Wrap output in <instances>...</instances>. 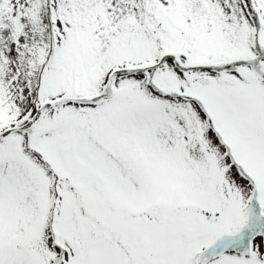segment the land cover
Segmentation results:
<instances>
[{"label": "snow or ice", "instance_id": "6c2138e0", "mask_svg": "<svg viewBox=\"0 0 264 264\" xmlns=\"http://www.w3.org/2000/svg\"><path fill=\"white\" fill-rule=\"evenodd\" d=\"M0 264H264V0H0Z\"/></svg>", "mask_w": 264, "mask_h": 264}]
</instances>
